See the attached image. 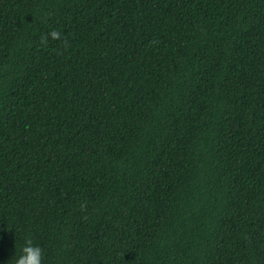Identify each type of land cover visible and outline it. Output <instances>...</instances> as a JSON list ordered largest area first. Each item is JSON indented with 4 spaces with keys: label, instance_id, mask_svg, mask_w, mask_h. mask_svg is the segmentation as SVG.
Wrapping results in <instances>:
<instances>
[{
    "label": "trees",
    "instance_id": "trees-1",
    "mask_svg": "<svg viewBox=\"0 0 264 264\" xmlns=\"http://www.w3.org/2000/svg\"><path fill=\"white\" fill-rule=\"evenodd\" d=\"M25 239L264 264V0H0V264Z\"/></svg>",
    "mask_w": 264,
    "mask_h": 264
},
{
    "label": "clouds",
    "instance_id": "clouds-1",
    "mask_svg": "<svg viewBox=\"0 0 264 264\" xmlns=\"http://www.w3.org/2000/svg\"><path fill=\"white\" fill-rule=\"evenodd\" d=\"M56 36V33H52ZM12 264H43V250L33 244L31 239H25L19 255L11 257Z\"/></svg>",
    "mask_w": 264,
    "mask_h": 264
}]
</instances>
